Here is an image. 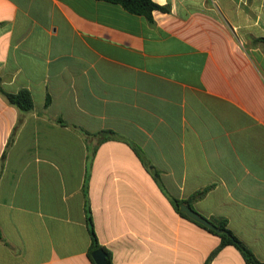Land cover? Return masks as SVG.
Here are the masks:
<instances>
[{
    "label": "crops",
    "instance_id": "1",
    "mask_svg": "<svg viewBox=\"0 0 264 264\" xmlns=\"http://www.w3.org/2000/svg\"><path fill=\"white\" fill-rule=\"evenodd\" d=\"M153 1L0 0L1 88L33 103L13 131L0 96V264H92L86 202L112 264H205L169 197L264 263V0Z\"/></svg>",
    "mask_w": 264,
    "mask_h": 264
},
{
    "label": "trees",
    "instance_id": "2",
    "mask_svg": "<svg viewBox=\"0 0 264 264\" xmlns=\"http://www.w3.org/2000/svg\"><path fill=\"white\" fill-rule=\"evenodd\" d=\"M99 1H104V2L111 3V4L119 5L128 13L133 14V15H137V16H143L147 20H151V15L154 11H159V12H164V13L169 11L168 7L159 6L153 0H99ZM0 96H2L10 106H13L19 112V118H18L16 126L13 130V131H15L16 128L18 127V125L21 123V119H22L23 115L29 113L33 109V103H32L31 96H30L29 92L26 90H20L17 93L5 92L1 88V80H0ZM59 122H61V121L59 120ZM87 136H90V135H87ZM91 136L97 138V145H98L102 142L110 140L113 137V133L103 131V132H100V133H97V134L91 135ZM11 140H12V137L9 139L8 144L11 142ZM95 148L96 147H94L93 151H95ZM133 150L135 151L137 156H139L138 152L135 149H133ZM3 158H4V156H2L1 160H3ZM204 192L205 191L197 193L195 196H193V198L202 197ZM169 201H170L171 205L173 206V208L175 209V211L178 212L182 217H184L185 219L195 223L199 227L207 230L209 233L219 237L220 241H219L218 246L216 247V249H214L210 253L205 264H209V262L215 257V255L223 247L228 246V245L235 247L240 252L241 256L243 257V259L245 261V264H264V263L258 262L256 260V258L253 256V254L233 235V233L227 228V222L225 219H216V218L209 219V222L212 225H214L216 227V229L218 230V231H213V230L205 228L204 226L200 225L199 223H196L195 221L189 219L184 213H182L180 211L181 205H187V206L190 205L189 200L181 201V200H177V199L169 197ZM86 225H87V229H88L89 236H90V247H89L87 255H88L91 263L95 264L92 257H91V254L94 251L101 249V250H103V252L106 255L107 263L112 264L110 253L105 248L101 247L97 242V239H96V236H95V233L93 230V224H92V220H91L90 210L88 207V202H86ZM0 238H1V235H0Z\"/></svg>",
    "mask_w": 264,
    "mask_h": 264
},
{
    "label": "water",
    "instance_id": "3",
    "mask_svg": "<svg viewBox=\"0 0 264 264\" xmlns=\"http://www.w3.org/2000/svg\"><path fill=\"white\" fill-rule=\"evenodd\" d=\"M180 211L184 213L189 219L199 223L200 225L204 226L205 228L211 229L213 231H218L214 225H212L208 219H205L198 215L195 211H193L187 205H181ZM91 257L95 264H108L106 260V255L103 250L98 249L91 254Z\"/></svg>",
    "mask_w": 264,
    "mask_h": 264
}]
</instances>
